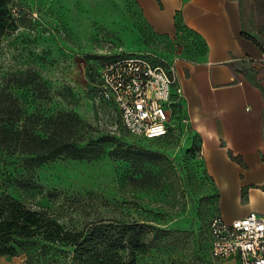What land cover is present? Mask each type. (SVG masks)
Masks as SVG:
<instances>
[{"label":"rangeland","instance_id":"1","mask_svg":"<svg viewBox=\"0 0 264 264\" xmlns=\"http://www.w3.org/2000/svg\"><path fill=\"white\" fill-rule=\"evenodd\" d=\"M19 30L0 43V124L51 133L72 118L83 145L114 138L92 159L59 157L40 165L0 147V189L67 227L105 219L150 225V247L137 264H217L209 224L221 214L219 192L190 127L137 139L98 88L101 61L118 54L154 63L195 61L205 46L192 31L151 27L135 0H20ZM113 137H111V136ZM72 248L41 238L21 240L0 264H71Z\"/></svg>","mask_w":264,"mask_h":264},{"label":"crops","instance_id":"2","mask_svg":"<svg viewBox=\"0 0 264 264\" xmlns=\"http://www.w3.org/2000/svg\"><path fill=\"white\" fill-rule=\"evenodd\" d=\"M135 1L151 27L181 25L203 42L197 60L170 65L183 113L219 192L220 215L264 217V0Z\"/></svg>","mask_w":264,"mask_h":264},{"label":"trees","instance_id":"3","mask_svg":"<svg viewBox=\"0 0 264 264\" xmlns=\"http://www.w3.org/2000/svg\"><path fill=\"white\" fill-rule=\"evenodd\" d=\"M19 2L0 0V43L20 28L14 12ZM72 123V118L61 114L52 132L44 136L29 133L28 125L19 128L15 123L6 122L0 124V147L11 154L22 152L34 165L59 157L89 160L113 143L117 146L110 155L114 160L123 158L117 141L109 136L91 139L86 145L72 138ZM150 227L147 223L105 219L67 227L50 211L28 206L0 189V256L12 254L15 244L21 240L41 238L71 247V264H137L138 255L150 247Z\"/></svg>","mask_w":264,"mask_h":264},{"label":"built area","instance_id":"4","mask_svg":"<svg viewBox=\"0 0 264 264\" xmlns=\"http://www.w3.org/2000/svg\"><path fill=\"white\" fill-rule=\"evenodd\" d=\"M98 88L102 100L117 108L123 126L134 137L157 139L188 128L183 89L173 66L142 55H113L99 65ZM209 229L214 259L264 264L262 215L252 211L227 220L219 214L211 219Z\"/></svg>","mask_w":264,"mask_h":264}]
</instances>
